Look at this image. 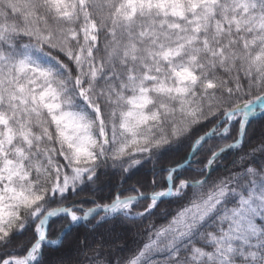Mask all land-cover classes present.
Returning a JSON list of instances; mask_svg holds the SVG:
<instances>
[{
    "label": "snow or ice",
    "instance_id": "snow-or-ice-1",
    "mask_svg": "<svg viewBox=\"0 0 264 264\" xmlns=\"http://www.w3.org/2000/svg\"><path fill=\"white\" fill-rule=\"evenodd\" d=\"M0 264H264V0H0Z\"/></svg>",
    "mask_w": 264,
    "mask_h": 264
}]
</instances>
